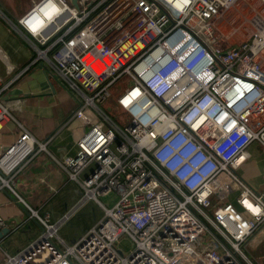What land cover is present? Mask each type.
Returning a JSON list of instances; mask_svg holds the SVG:
<instances>
[{
  "label": "built area",
  "instance_id": "built-area-1",
  "mask_svg": "<svg viewBox=\"0 0 264 264\" xmlns=\"http://www.w3.org/2000/svg\"><path fill=\"white\" fill-rule=\"evenodd\" d=\"M240 1L40 0L11 24L68 95L65 123L85 132L60 158L53 135L21 127L0 152V192L21 201L15 181L32 166L47 173L40 183L52 175V193L75 183L78 205L101 216L66 242L68 216L55 224L29 209L41 233L3 264H254L246 245L264 227V188L237 171L249 149L264 151V17L240 14L226 33ZM1 117L13 120L0 97Z\"/></svg>",
  "mask_w": 264,
  "mask_h": 264
},
{
  "label": "crops",
  "instance_id": "crops-1",
  "mask_svg": "<svg viewBox=\"0 0 264 264\" xmlns=\"http://www.w3.org/2000/svg\"><path fill=\"white\" fill-rule=\"evenodd\" d=\"M39 1L0 0V78L6 86L0 97L8 105L13 118H0V152L15 140L21 127H26L40 139L54 136L49 146L53 155L60 158L73 156L82 129L74 122L65 123L71 107L68 95L54 76L40 64L32 62L33 49L11 26ZM69 1L72 3V0ZM72 124L78 127L79 132L74 131ZM256 176L263 178L261 170ZM256 176L250 177L255 180ZM46 177V171L31 166L15 181L14 190L21 201L7 191L0 192V218L6 224L0 231V264L5 262V254H16L40 235L41 229L35 222L27 220V213L30 209L44 216V201L48 194H54L50 189L55 184L52 175L46 183H40ZM66 182L56 192L69 183ZM81 193L79 189V195ZM33 228L38 233L28 235Z\"/></svg>",
  "mask_w": 264,
  "mask_h": 264
},
{
  "label": "rangeland",
  "instance_id": "rangeland-1",
  "mask_svg": "<svg viewBox=\"0 0 264 264\" xmlns=\"http://www.w3.org/2000/svg\"><path fill=\"white\" fill-rule=\"evenodd\" d=\"M256 12L264 17L263 0L240 1L236 7L226 15V20L223 22V25L226 24L228 28L222 27L223 30L227 33L232 27L239 23L242 18L240 14L246 18L252 19ZM250 31L251 27L249 26L243 28L241 32L242 38H246ZM239 39H241V37L236 38V40ZM120 86L121 89L126 88L128 86L127 79H123ZM107 110L110 111L111 108H107ZM75 124H72L71 126L74 128L75 132H79V129ZM84 132L85 129H82V134ZM249 152L250 159L239 168L237 174L249 181L248 183L255 190L260 191L264 188V180L256 175L259 174L264 166V151H261L260 148L255 149L252 147L249 149ZM250 176H256L255 180L251 179ZM80 198L81 195H79L77 185L73 182H69L58 192L48 194L44 201L45 205L43 213H48L50 215V222L58 224L64 217L68 216L67 220L58 228V235L65 241L77 239L82 232L95 222V217L98 218L101 216L100 212L91 201H86L82 205H78ZM99 200L107 208H110L116 202L117 195L114 192H110L100 197ZM37 233V229L33 228L28 232V235H36ZM131 246L132 242L129 238H119L117 247L123 254H128ZM246 250L249 258L254 264H264V227L257 231L256 235L248 241Z\"/></svg>",
  "mask_w": 264,
  "mask_h": 264
},
{
  "label": "bare ground",
  "instance_id": "bare-ground-1",
  "mask_svg": "<svg viewBox=\"0 0 264 264\" xmlns=\"http://www.w3.org/2000/svg\"><path fill=\"white\" fill-rule=\"evenodd\" d=\"M96 65H98V66H100V65L102 66L103 65V67H105L106 63L105 62H97Z\"/></svg>",
  "mask_w": 264,
  "mask_h": 264
},
{
  "label": "water",
  "instance_id": "water-1",
  "mask_svg": "<svg viewBox=\"0 0 264 264\" xmlns=\"http://www.w3.org/2000/svg\"><path fill=\"white\" fill-rule=\"evenodd\" d=\"M72 4H73V5H76V1H75V0H72Z\"/></svg>",
  "mask_w": 264,
  "mask_h": 264
},
{
  "label": "clouds",
  "instance_id": "clouds-1",
  "mask_svg": "<svg viewBox=\"0 0 264 264\" xmlns=\"http://www.w3.org/2000/svg\"><path fill=\"white\" fill-rule=\"evenodd\" d=\"M54 11V10H53Z\"/></svg>",
  "mask_w": 264,
  "mask_h": 264
}]
</instances>
